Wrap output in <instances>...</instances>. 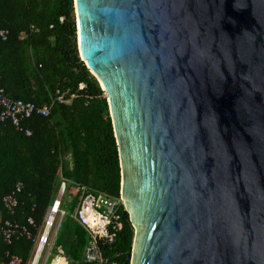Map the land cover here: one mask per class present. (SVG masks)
I'll list each match as a JSON object with an SVG mask.
<instances>
[{"label": "water", "instance_id": "water-1", "mask_svg": "<svg viewBox=\"0 0 264 264\" xmlns=\"http://www.w3.org/2000/svg\"><path fill=\"white\" fill-rule=\"evenodd\" d=\"M72 1L130 264H264V0Z\"/></svg>", "mask_w": 264, "mask_h": 264}, {"label": "trees", "instance_id": "trees-1", "mask_svg": "<svg viewBox=\"0 0 264 264\" xmlns=\"http://www.w3.org/2000/svg\"><path fill=\"white\" fill-rule=\"evenodd\" d=\"M0 88L13 99L36 105L54 102L48 117L33 116L23 127L30 137L10 124H0V213L22 222L33 216L40 224L51 202L58 173L64 179L119 197L120 168L107 100L96 79L80 60L72 0H0ZM63 95L69 104L59 103ZM18 183L22 192L13 215L2 199ZM73 206L78 192L68 188ZM109 226L103 256L116 264H130L134 230L123 207ZM85 236L72 221L61 230L58 244L74 263L81 264ZM30 241L15 239L8 247L0 239V264L5 252L27 260Z\"/></svg>", "mask_w": 264, "mask_h": 264}, {"label": "built area", "instance_id": "built-area-1", "mask_svg": "<svg viewBox=\"0 0 264 264\" xmlns=\"http://www.w3.org/2000/svg\"><path fill=\"white\" fill-rule=\"evenodd\" d=\"M8 32L0 30V40L7 39ZM73 95L65 100L63 95L56 97L59 103L69 104ZM54 102L36 105L20 99H13L0 88V124H10L26 137L32 131L24 128L25 121L33 116L48 117ZM58 189L55 197L46 207L42 221L37 224L33 216H27L22 222L0 219V239L11 246L15 239L24 238L32 243V249L27 261L21 256L7 253V259L2 264H41L48 260L53 250L58 231L63 220L68 216L66 205L73 204V196L68 191L74 187L78 192L77 202L69 215L87 234L83 257L86 264H116L110 258L103 256L102 247L110 237L109 226L118 221L119 209L123 207L120 197H111L105 193L93 195L90 188L58 176ZM22 192V184L2 199L3 210L13 215L18 208V195Z\"/></svg>", "mask_w": 264, "mask_h": 264}, {"label": "crops", "instance_id": "crops-1", "mask_svg": "<svg viewBox=\"0 0 264 264\" xmlns=\"http://www.w3.org/2000/svg\"><path fill=\"white\" fill-rule=\"evenodd\" d=\"M25 128V127H24ZM27 129H29V128H27ZM30 130V129H29ZM59 174H61V172L59 171V173H58V176H59ZM58 185H59V183H58V180L56 181V185H55V190H54V193H53V196H52V199L55 197V194H56V192H57V189H58ZM51 199V200H52ZM2 208H3V205H2ZM66 208H69V211H70V214H72V211H73V205L71 204V205H66ZM70 214H68V216L63 220V222H62V224H61V227H60V229H59V231H58V235H57V238H56V241H55V244H54V247H53V250L54 249H56L57 250V252H58V254L56 255L57 257L55 258L56 259V262L54 263V264H79V263H74V262H72L71 260H69V258H67L66 257V255H65V251H64V248H62L59 244H58V237H59V234H60V232H61V230L63 229V227L65 226V224L70 220V221H72L73 222V224H75L79 229H81L82 231H83V233H84V236H85V242H84V246L86 245V242H87V234H86V232L72 219V218H70L69 217V215ZM8 215H10V214H8ZM0 219H3V215L0 213ZM31 243V242H30ZM12 246V245H11ZM11 246H8V247H11ZM31 249H32V243H31V248H30V250H29V254H28V258H29V255H30V252H31ZM83 250H84V248H83ZM84 252V251H83ZM83 252H82V258H81V264H86L85 263V261H84V257H83ZM7 253H10V254H12L10 251H6L5 252V255H4V257H5V260L7 259ZM12 255H16V254H12ZM18 256V255H17ZM28 258H27V260H28ZM4 260V261H5ZM27 260H24V261H27ZM4 261H2V263L4 262ZM47 262V261H46ZM60 262V263H59ZM1 263V264H2ZM46 264V263H45Z\"/></svg>", "mask_w": 264, "mask_h": 264}, {"label": "rangeland", "instance_id": "rangeland-1", "mask_svg": "<svg viewBox=\"0 0 264 264\" xmlns=\"http://www.w3.org/2000/svg\"><path fill=\"white\" fill-rule=\"evenodd\" d=\"M66 211L68 212V214H70L69 208H66ZM58 254L57 250L54 249L52 250V252L50 253V256L48 257V260L46 262V264H54L56 262V255ZM59 255V254H58ZM44 263V260H42L41 264Z\"/></svg>", "mask_w": 264, "mask_h": 264}, {"label": "bare ground", "instance_id": "bare-ground-1", "mask_svg": "<svg viewBox=\"0 0 264 264\" xmlns=\"http://www.w3.org/2000/svg\"><path fill=\"white\" fill-rule=\"evenodd\" d=\"M60 263V262H59Z\"/></svg>", "mask_w": 264, "mask_h": 264}]
</instances>
